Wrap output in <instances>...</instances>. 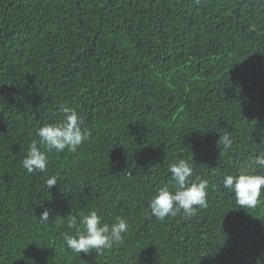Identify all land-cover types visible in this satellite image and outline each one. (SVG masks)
<instances>
[{
	"label": "trees",
	"instance_id": "obj_1",
	"mask_svg": "<svg viewBox=\"0 0 264 264\" xmlns=\"http://www.w3.org/2000/svg\"><path fill=\"white\" fill-rule=\"evenodd\" d=\"M65 107L88 139L27 172ZM262 130L264 0H0V264H264V191L243 209L223 183L264 174ZM179 159L208 206L161 221L149 204ZM91 211L126 220L123 243L69 249Z\"/></svg>",
	"mask_w": 264,
	"mask_h": 264
},
{
	"label": "clouds",
	"instance_id": "obj_2",
	"mask_svg": "<svg viewBox=\"0 0 264 264\" xmlns=\"http://www.w3.org/2000/svg\"><path fill=\"white\" fill-rule=\"evenodd\" d=\"M195 2L199 4V0ZM63 113L64 119L61 122L47 124L38 129L39 146L33 141L22 161V166L27 172L45 171L48 165V153L53 150L60 153L66 149L75 152L88 139L78 113L67 107L63 108ZM222 143L225 148H229L232 140L226 134ZM260 143H264V134L260 137ZM41 146L44 151H41ZM255 164L264 168V154L256 157ZM169 173L174 181L175 190L171 191L167 186L158 190L149 204L152 216L163 221L169 216L175 217L182 212L190 218L196 215L198 209L207 208L208 182L206 180L190 182L189 178L193 175L191 162L179 159L169 165ZM57 181L58 178L50 177L46 181L47 189L50 190ZM223 183L224 187L233 193L239 208L255 207L264 191V174L242 171L235 176L226 175ZM40 218L48 220L49 212L45 210ZM80 226L75 235L65 233L63 239L69 249L85 254L92 250L99 252L123 243V236L128 230L126 220L119 219L112 224L102 223V217L96 211L84 215L80 220ZM69 227H76V221L72 220ZM257 264L260 262L258 261Z\"/></svg>",
	"mask_w": 264,
	"mask_h": 264
}]
</instances>
